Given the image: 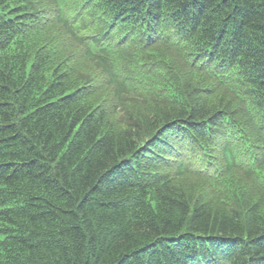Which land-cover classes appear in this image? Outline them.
Segmentation results:
<instances>
[{
    "label": "trees",
    "instance_id": "obj_1",
    "mask_svg": "<svg viewBox=\"0 0 264 264\" xmlns=\"http://www.w3.org/2000/svg\"><path fill=\"white\" fill-rule=\"evenodd\" d=\"M0 264H264V0H0Z\"/></svg>",
    "mask_w": 264,
    "mask_h": 264
},
{
    "label": "bare ground",
    "instance_id": "obj_2",
    "mask_svg": "<svg viewBox=\"0 0 264 264\" xmlns=\"http://www.w3.org/2000/svg\"><path fill=\"white\" fill-rule=\"evenodd\" d=\"M224 67V66H223Z\"/></svg>",
    "mask_w": 264,
    "mask_h": 264
}]
</instances>
